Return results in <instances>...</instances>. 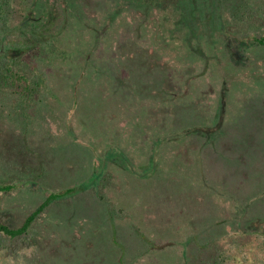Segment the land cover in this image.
<instances>
[{
  "label": "rangeland",
  "instance_id": "obj_1",
  "mask_svg": "<svg viewBox=\"0 0 264 264\" xmlns=\"http://www.w3.org/2000/svg\"><path fill=\"white\" fill-rule=\"evenodd\" d=\"M220 1L195 23L185 17L188 30L174 24L179 50L162 67L166 94L148 108L127 97L139 92L115 90L112 75H78L81 47L94 42L69 34L93 32L100 57L123 66L115 34L130 43L144 15L154 6L174 13L175 2L12 0L14 23L35 13L68 30L57 45L71 56L52 80L43 124L0 118V179L14 185L0 194L1 212L19 227L59 195L36 221V264H213L223 251L232 264H264V49L253 39L264 30L237 29L241 0Z\"/></svg>",
  "mask_w": 264,
  "mask_h": 264
},
{
  "label": "trees",
  "instance_id": "obj_2",
  "mask_svg": "<svg viewBox=\"0 0 264 264\" xmlns=\"http://www.w3.org/2000/svg\"><path fill=\"white\" fill-rule=\"evenodd\" d=\"M168 1L175 2L174 5H170L174 13L164 10L159 13L158 8L154 6L153 13L147 19L145 15L143 16V23L146 24V20L148 21L146 26L142 24V21H139L133 30H128L129 33H133L131 37L126 36L130 43L119 40L125 39L124 33L115 34V39L120 41L119 45L125 46L121 50L117 48V53L114 51V56L119 55V52L127 55L124 58L123 66L119 65L120 61L117 59L113 61L112 66H109L105 59L100 57L99 49L101 47L93 32L76 31L69 34L71 40H73V35L75 40L94 42V44L84 43V46L81 47V55L85 62H79L78 75H86V73L88 75L92 72L94 75L95 73L102 76L112 75L115 81V90L119 88L118 91L124 90L127 93L139 92V96L127 95V97L148 108H153L155 105L160 107L161 99L166 94L165 88L162 87L168 81L162 67L172 68L176 59L175 48L177 47L179 50L177 46L179 42L174 44L173 41L177 36V30L173 29V33L170 30L174 24L178 25V28L182 25L184 30H188L185 17L187 19L191 17L192 19L190 18L189 21L195 23L193 19L198 12L210 5L216 7V4L211 2L212 0ZM213 1L217 2V6L221 2L220 0ZM158 6H160V2ZM137 7L140 10L139 4ZM234 12L233 23L237 29L250 27L264 30V0H241ZM26 15L31 16V13L24 14L18 23H14L12 0H0V118L4 115L10 122L16 124L38 126L45 122V116L49 113L50 101L55 97L52 80L60 75L62 67H69L71 56L67 54L65 48L62 53L58 51L57 45L60 40L63 41V45H66L64 37L68 30L62 27L52 29L44 23L41 16H37L35 13L32 17L25 18ZM172 16L174 18L178 16L179 19L172 22ZM196 23L198 24V21ZM219 24L218 22L220 28L222 23ZM90 33L93 35L89 36ZM253 37L258 44L254 49L263 50L264 33L260 38ZM146 44H148L147 47H145ZM141 48H145V51L142 52ZM66 54L69 59L66 58ZM128 54H131L132 57ZM58 62H61V66L57 67ZM81 67L82 69H80ZM174 69L176 68L174 67ZM193 70L194 67L186 66L185 75L192 74ZM169 72L170 70L167 75H171ZM121 77L126 81L119 79ZM94 84L96 88L102 87L99 83ZM68 105L71 108V103ZM244 112L249 111L244 110ZM142 113L151 118L158 117L155 114L156 111L150 112V110L143 109ZM2 159L0 154V165ZM0 176L6 178L1 170ZM2 179H0V194L10 192L14 185L3 184ZM58 197L59 195L54 193L49 195L41 207L28 215L19 227L12 226L8 214L0 210V264H36L34 257L37 251L30 246L31 240L36 239L34 238L37 233L36 221ZM239 252L241 253L240 248ZM234 260L235 255L230 251H223L213 264H232Z\"/></svg>",
  "mask_w": 264,
  "mask_h": 264
}]
</instances>
